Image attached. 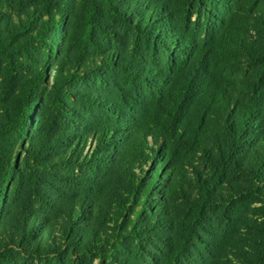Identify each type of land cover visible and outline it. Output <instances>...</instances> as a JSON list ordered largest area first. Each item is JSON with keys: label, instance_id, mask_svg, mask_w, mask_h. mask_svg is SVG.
I'll use <instances>...</instances> for the list:
<instances>
[{"label": "trees", "instance_id": "1", "mask_svg": "<svg viewBox=\"0 0 264 264\" xmlns=\"http://www.w3.org/2000/svg\"><path fill=\"white\" fill-rule=\"evenodd\" d=\"M64 1L0 0V75L8 71L16 82L25 80L15 107L0 103V262L10 256L48 261L75 249L96 257L107 244L93 231L77 235L88 199L54 201L42 213L33 201L4 194L6 180L22 181L28 144L45 151L58 137L44 122L37 128L29 122V113L41 110L37 91L66 92L64 85L77 76L57 66L52 81L53 67H47ZM104 1L133 35L131 51L98 59L119 74L113 77L119 99L89 101L103 118L92 130L94 151L104 157L111 144L129 145V186L115 203L127 210L138 200L135 222L151 215L129 231L143 244L140 259L146 262L129 264H264V0H186L181 25L167 0ZM85 2L87 22L103 25L101 1ZM105 118L123 119L127 131ZM33 129L41 132L39 146ZM76 142L61 162L80 157L82 140ZM191 154L202 170L186 161ZM156 192L161 203L149 209Z\"/></svg>", "mask_w": 264, "mask_h": 264}, {"label": "rangeland", "instance_id": "2", "mask_svg": "<svg viewBox=\"0 0 264 264\" xmlns=\"http://www.w3.org/2000/svg\"><path fill=\"white\" fill-rule=\"evenodd\" d=\"M102 7L98 12L103 23L101 26L91 25L87 22L89 8L85 0H66L58 25L54 32V51L50 56H46L47 67L51 69V80H54L57 66L66 67L65 70L77 71L72 83L64 85L66 92L58 91L54 88H44L41 86L37 91L36 105L40 111L29 113V122L36 124L35 127L45 123L47 130H53L58 137L53 142H47V150H36L32 147V138H28L26 150L22 154L23 176H16L14 182L8 183L6 180L5 192L9 194L11 200L18 199L23 203L33 201L40 212L48 211L47 206L54 201H72L78 199H88L91 201L90 207L80 216L78 222V236H83L85 231L98 233L96 237L106 238V245L103 252L96 257H86L80 250L63 252L59 257L48 261L38 259H21L17 256H10L0 264H99L103 260L105 264H129V262H142L140 259V247L135 237L129 235L132 225H145L149 213L141 216V220L134 221V213L139 204L138 200L130 202L127 210L119 209L115 201L124 197L123 189L129 185L125 181V172L130 167L129 154L133 155L129 145L118 144L106 147L103 155L100 149L94 151L95 140L92 130L98 127L103 118L99 116V108H95L94 102L89 103L93 98L99 96L119 99L117 86L113 77H119L117 71L109 69L107 65L101 64L98 60L107 56L111 51L122 54L131 51V41L133 31L127 27V23L120 19L112 10L110 4L100 0ZM121 1V0H118ZM136 4L137 0H126ZM147 1V0H146ZM186 0H167V3L175 12L178 23ZM119 3V2H118ZM69 7V8H68ZM72 8V9H71ZM57 11V10H56ZM70 11L75 12L68 15ZM198 18L194 15L193 21ZM196 25V24H187ZM145 45H154V42H146ZM149 50L147 54H150ZM100 67V69H98ZM98 69V70H97ZM5 71L3 78L0 75V103L7 107H15L18 103L16 91L25 84V80L15 81ZM122 87H126L122 80H118ZM134 92V90H132ZM58 114H56V111ZM60 114V115H59ZM32 117V118H31ZM101 119H100V118ZM33 119V121H31ZM105 123H113L123 127L120 131H127L124 127L123 119L105 118ZM34 126V125H33ZM30 127L23 131L26 133ZM33 129L32 134L36 135L35 140L41 143V132ZM121 133V132H120ZM55 134V135H56ZM69 134V135H65ZM82 140V149L79 151L80 157L72 163H63L59 159L65 153L72 140V148L76 141ZM46 145V146H47ZM98 151V154H97ZM95 153V154H93ZM111 155V157H109ZM127 155V156H126ZM77 155L75 154L74 157ZM93 158H92V157ZM114 157V158H113ZM91 158V159H90ZM111 158V160L109 159ZM188 162H194L196 167V156L190 155L186 158ZM153 167V166H152ZM187 176H192L183 166L180 167ZM147 175L152 168H147ZM1 172V171H0ZM11 175V174H10ZM144 181L147 182L148 176ZM9 179V178H8ZM19 186V187H18ZM164 189V186L160 188ZM39 192L41 196H37ZM17 194V197H16ZM36 196V197H35ZM3 197V196H2ZM3 199L0 200V204ZM149 209L157 208L161 203L160 193H155L149 200ZM146 215V216H145ZM2 217V214H1ZM57 219V216H54ZM59 219V216H58ZM151 233H156L152 230ZM88 235L86 239H88ZM143 247V244H142ZM141 247V248H142Z\"/></svg>", "mask_w": 264, "mask_h": 264}]
</instances>
